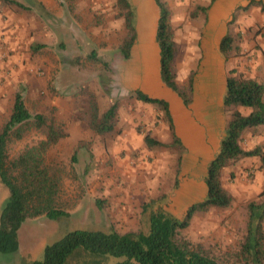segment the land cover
<instances>
[{"label":"rangeland","instance_id":"1","mask_svg":"<svg viewBox=\"0 0 264 264\" xmlns=\"http://www.w3.org/2000/svg\"><path fill=\"white\" fill-rule=\"evenodd\" d=\"M18 1L29 7L2 5L0 0V131L11 114L15 94L21 92L30 111L43 113L46 123L39 126L32 120L20 130L14 128L7 147L12 160L28 147H40L51 126L64 133L43 152L42 161L58 182L56 206L68 214L57 219L46 214L27 218L18 230V249L0 251V264L42 259L47 244L77 228L147 231L151 210L161 207L182 217L188 207L203 200L207 161L217 147L209 155L189 150L184 143L182 149L174 141L164 109L133 94L132 77L141 74L143 61L147 62L148 42L138 33L132 55L126 58L120 51L129 33L130 7L119 0H39L47 9L43 12L32 0ZM141 1L131 0L134 21L139 18L144 23L147 14L146 9L142 13ZM163 1L171 10L178 47L177 81L193 98L184 104L191 112L183 111L181 124L189 120L193 129L190 115L207 135L223 136L231 114L223 101L229 70L236 68L264 82V10L257 0H216L210 6V0ZM21 26L23 32H17ZM227 31L241 37L237 38L240 49L226 56L219 44ZM39 43L45 45L34 49ZM92 51L109 67L90 57ZM114 102H118L114 127L98 132L91 126L94 108L102 115ZM172 120L180 137L173 114ZM144 133L164 145L149 147ZM242 143L247 149L264 148V125L246 130ZM222 180L233 196L231 204L197 211L178 238L221 264H256L245 243L252 216L249 203L264 202L259 157L233 162L223 171ZM9 197V188L0 179V212ZM258 253V264H264V238ZM99 260L78 250L68 264ZM116 261L102 259L104 264Z\"/></svg>","mask_w":264,"mask_h":264},{"label":"trees","instance_id":"2","mask_svg":"<svg viewBox=\"0 0 264 264\" xmlns=\"http://www.w3.org/2000/svg\"><path fill=\"white\" fill-rule=\"evenodd\" d=\"M119 1L130 7L126 17L129 33L120 45V51L129 58L138 35L134 21V8L131 0ZM215 1L210 0L209 6ZM257 3L261 4L264 10L263 1L257 0ZM1 4L29 7L18 0H1ZM31 4L40 11L42 9L43 12L47 11L45 5L39 0H32ZM156 4L159 7L156 41L160 48L161 78L167 86L179 93L184 104L189 105L193 98L179 85L175 73L178 47L174 38L171 10L163 0H156ZM202 8L208 9V6ZM240 37V33L233 34L227 31L219 44L221 52L227 56L232 49L239 50L237 38ZM44 45L39 43L34 49ZM90 57L98 59L109 67V63L99 57L95 51L91 52ZM189 87L191 93L194 89V75L190 78ZM133 94L144 102L154 103L160 109H164L174 141L181 144L183 149L182 139L175 133L169 102L164 98L151 96L140 88L134 89ZM223 101L225 107L231 109V114L219 150L208 163L205 177L206 196L188 207L184 216H175L159 207L150 211L147 231L122 233L116 229L107 231L77 228L67 232L55 242L47 244L44 257L29 264H68L69 257L78 250L100 258L93 264H104L102 259L110 257L117 259L114 264H221L203 250L193 248L185 240H180L178 235L182 229L190 226L197 211L208 210L214 206L227 207L231 204L233 196L223 185L222 180L223 171L227 166L244 157L258 156L264 170L263 146L257 145L247 149L242 143L246 130L264 125V82L245 76L236 68H232L226 77ZM117 109L118 102H114L102 115H99L98 109L94 108L91 126L98 132L111 130L114 127ZM32 120L39 126L46 123L45 115L33 114L26 105L24 95L17 92L11 114L0 131V179L10 191V197L0 212L1 252L9 253L18 249V230L27 218L46 214L51 219H57L68 214L66 210L56 206L58 182L51 176L42 161L43 152L64 136V133L51 126L47 139L41 142L40 147H28L13 160L9 156L7 147L12 131L14 128L20 130L22 125ZM144 141L149 147L164 145L150 133H144ZM182 157L180 154V163ZM262 194L264 195V189ZM249 208L252 216L248 223L245 247L247 251H252L253 259L259 261L258 247L264 238V202H251ZM257 261H255L256 264H258Z\"/></svg>","mask_w":264,"mask_h":264},{"label":"crops","instance_id":"3","mask_svg":"<svg viewBox=\"0 0 264 264\" xmlns=\"http://www.w3.org/2000/svg\"><path fill=\"white\" fill-rule=\"evenodd\" d=\"M262 1L264 2V0ZM141 3L142 13L144 14L143 9H146L145 14L147 15L145 17H147V19L143 23V21H141L142 19L140 20L139 18H137V20L135 19V23L137 33H139V35L141 34L143 40L148 42V47L145 46L144 51L146 54L145 57L147 62L145 63V61H143L144 66L142 68L141 74L139 73L140 71L135 72V75L133 74L131 81L132 88H140L151 96L164 98L169 102L171 112L173 114V117L175 118L176 127L179 129V136L182 139L183 143L190 147L189 150L201 153L208 152L209 155L210 152L213 151V147L215 146L217 147L218 152L221 140L224 135H207L205 128H203V126L201 125L198 128L196 126L194 118L189 114L188 115L191 118V125L193 129L190 126L189 120H187V123L184 120L181 124V114L183 113V111L187 113H190L191 111L188 108H185L183 99L179 95V93L167 86L161 78L160 48L156 41L159 7L157 4L154 5L153 3H151L150 0H142ZM22 27L23 26L17 28V32H23L24 28ZM142 34H147V36ZM181 128H183L182 132ZM213 157L208 159L207 162L209 163Z\"/></svg>","mask_w":264,"mask_h":264}]
</instances>
